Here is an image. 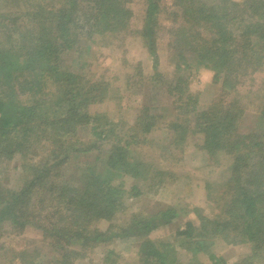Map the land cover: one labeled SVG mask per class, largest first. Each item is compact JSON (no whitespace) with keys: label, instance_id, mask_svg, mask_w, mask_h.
Instances as JSON below:
<instances>
[{"label":"trees","instance_id":"16d2710c","mask_svg":"<svg viewBox=\"0 0 264 264\" xmlns=\"http://www.w3.org/2000/svg\"><path fill=\"white\" fill-rule=\"evenodd\" d=\"M130 2L0 0V168L18 156L24 178L15 192L0 180V249L4 234L19 237L31 229L53 254L40 264H72L122 239H132L136 264H225L212 250L220 244L248 253L233 264H264V81L247 91L241 85L264 67V0H172L164 27L171 64L166 76L155 69L163 10L159 0H145L135 34L154 73L141 80L140 72L130 73L113 90L104 80L79 75L65 57L83 52L97 36L122 41ZM202 72H210L215 87L205 106L200 93L189 91ZM141 84L163 89L167 102L132 101ZM113 104L116 109L106 112ZM93 106L99 108L91 114ZM127 112L131 123L120 120ZM160 129L175 151L192 143L207 164L228 162L227 180L217 190L215 183H201L207 212L187 200L201 184L185 181L187 194L180 191L178 198L193 219L183 220L172 243L150 237L176 216L172 208L121 220L126 199L140 198L144 186L176 180L144 160L155 142L151 134ZM126 177L142 183L126 189ZM13 252L10 261L26 263L27 250ZM103 255L104 264H116L112 250Z\"/></svg>","mask_w":264,"mask_h":264},{"label":"rangeland","instance_id":"374dc122","mask_svg":"<svg viewBox=\"0 0 264 264\" xmlns=\"http://www.w3.org/2000/svg\"><path fill=\"white\" fill-rule=\"evenodd\" d=\"M205 1H207V3L212 2V0ZM171 2L172 0H159L158 3V8L163 10V14L159 15L163 29L158 34L160 40L156 48L157 64L155 69L163 76L171 73V64L167 58L169 55L166 47L167 35L164 28L168 25L170 20L168 17L169 12L173 10V8H170ZM145 5V0H131L129 7L132 12V19L129 23L128 31L124 34V37H122V41L120 39H102L97 36L94 38L96 40L94 42L95 44L88 42L87 44L89 46L86 44L83 52L78 53V51H75L71 57L66 56L65 63L69 64L71 67L73 66V70L83 77H92V79H101L108 82L113 90H115L116 87L122 88L127 75L130 73L134 74L140 72L141 75L136 76L140 80L150 77L151 74L154 73L152 68L154 62L143 45L142 40L135 34V31H138L142 25L141 17ZM15 17H19L18 13L15 14ZM17 24L21 25L19 21ZM22 27L26 29L24 26ZM9 28L11 29V27H8V29ZM21 31L22 29H19L18 34H21ZM81 62H83L84 65H82ZM138 68L140 71H138ZM211 77L210 72H202L198 77L199 79L197 78V80L194 78L189 85V91L191 94L194 95L200 93L198 95L199 99H201L200 103L202 106L209 104L210 99H212L215 94V87L210 86ZM132 79L135 80L134 77H132ZM263 81L264 67L254 76V78H252V80L246 79L241 85L247 91L248 89H257L256 87ZM252 84H254V88H252ZM144 85L141 84V86H138L139 88H136L137 90H132V93L134 94L132 101L136 100L140 102L139 105L146 104L150 106L157 103L164 104L167 102V95L164 93L163 89L150 91L147 87L148 85ZM120 94L122 95V92H120ZM135 94L137 95L136 99H134ZM153 96L155 97L153 98ZM249 107L252 106L250 105ZM98 108L99 107L96 106L91 107V114L97 112ZM111 109H116L114 104L113 106L106 108V112H110ZM113 110H111V112ZM130 114L131 113L129 112L122 113L120 120L131 123L132 118H129ZM165 133V129H160L151 134V138H154L155 142L150 143L153 145H151V150L146 152L144 160L151 165L153 164V167L171 174L177 181L172 180V182H170L167 180V182H164L161 186L154 184L150 188L144 186L142 190L143 194L140 198L126 199V210L122 212L121 220H126L131 215L138 214H142L143 217L148 216L149 218V216H154L155 212L159 210L172 208L175 210L176 216L170 221L163 223L161 228L153 231L150 236L155 242L160 241L163 243V241H165L172 243L176 241L173 239L175 231L182 229V223L186 219H193L192 215L186 216L183 211L187 202L178 198V195L181 192L183 193L181 196L187 194V190L186 192L184 190L187 188H183V186H187L185 181L191 180L192 186L194 187L200 185L202 182L215 183L216 187L214 190H217V186L223 185L227 180L228 162L222 160L217 166L207 164L197 155L198 153L192 143L184 147L183 151H175L174 148L167 147L168 144L166 143ZM18 160L19 157L16 156L11 160L2 162L0 168L1 185L11 192H15L19 189L24 180L21 175H18L20 171V161ZM123 182L124 187L129 189L134 183H142V180L141 182H135L133 178L126 177L123 179ZM147 183L149 186L150 183H152V180ZM201 188L202 184L198 186V188H194L193 193L187 194V197H189L187 200L201 210L205 211L206 209L207 212L208 203L204 197L206 194ZM106 227V223H100L97 225V228L102 231L105 230ZM3 240L4 244L2 249H0V264H12L13 260H10L15 254L13 250H27V254L29 255L28 257L25 255L27 258L25 264H40L41 260H48L49 257L53 255L47 246L48 244L45 241H42L40 233L31 229H27L24 234L19 237H11L4 234ZM132 242V239H122L119 241H112L107 246L101 244L92 252L86 251L82 254V257L72 260V264H104L102 259L106 249L112 250L118 255V257H115L117 258V261L113 258L116 261V264H136V261L131 259L133 257L131 255ZM176 244L179 243L176 242ZM212 250L224 261L225 264H233L238 259H241L248 254L242 247H229L224 244L217 245ZM20 260L21 258L17 257L13 261V264H20ZM180 260L182 261L183 258Z\"/></svg>","mask_w":264,"mask_h":264}]
</instances>
